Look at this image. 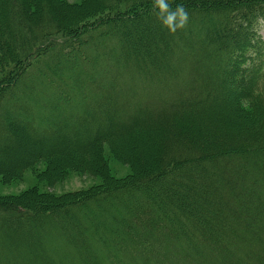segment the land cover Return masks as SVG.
<instances>
[{
  "label": "trees",
  "instance_id": "obj_1",
  "mask_svg": "<svg viewBox=\"0 0 264 264\" xmlns=\"http://www.w3.org/2000/svg\"><path fill=\"white\" fill-rule=\"evenodd\" d=\"M167 3L0 0L1 179L100 178L0 196V264H264V0Z\"/></svg>",
  "mask_w": 264,
  "mask_h": 264
},
{
  "label": "rangeland",
  "instance_id": "obj_2",
  "mask_svg": "<svg viewBox=\"0 0 264 264\" xmlns=\"http://www.w3.org/2000/svg\"><path fill=\"white\" fill-rule=\"evenodd\" d=\"M104 153L106 160L108 162V166L110 172L118 177L122 178L130 172V168L128 165H124L115 159L108 146L105 145ZM43 167V164H39L38 170ZM99 177H92L89 175H79L76 173H68V175L64 178V180L59 181L54 186H45L43 182H40L37 178L36 172L26 171L23 174L22 179L19 180H11L10 182H5L0 177V196H6L7 194H18L21 191L30 188L32 186H37L39 191L42 192H51L55 194H64L76 190H80L83 188H87L93 184L99 183Z\"/></svg>",
  "mask_w": 264,
  "mask_h": 264
},
{
  "label": "clouds",
  "instance_id": "obj_3",
  "mask_svg": "<svg viewBox=\"0 0 264 264\" xmlns=\"http://www.w3.org/2000/svg\"><path fill=\"white\" fill-rule=\"evenodd\" d=\"M154 7L159 10L161 22L170 31L175 32L177 28H181L188 20V13L183 5H177L175 10H170L167 0H154ZM178 21V23H174Z\"/></svg>",
  "mask_w": 264,
  "mask_h": 264
}]
</instances>
